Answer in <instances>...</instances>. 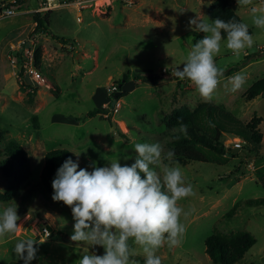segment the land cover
Instances as JSON below:
<instances>
[{"label": "rangeland", "instance_id": "rangeland-1", "mask_svg": "<svg viewBox=\"0 0 264 264\" xmlns=\"http://www.w3.org/2000/svg\"><path fill=\"white\" fill-rule=\"evenodd\" d=\"M9 1L0 0V4ZM215 1L60 0V6L45 9V0H29L24 5L28 12L0 20V151L13 142L19 144L27 152L31 168L30 178L11 199L4 196L12 183L0 171V210L16 206L21 217L14 234L0 237V264H23L15 243L24 238L40 241L32 264H79L81 247L86 245L77 247L78 242L55 239L58 233L70 239L74 231L71 207L38 190L48 152L66 150L74 160L79 159L82 168L91 171L113 160L131 164L136 155L134 145L144 142L163 146L162 165L157 169L161 177L164 166H179L185 183L193 186V194L178 201L186 213L181 216L185 232L178 245L170 247L166 242L158 250L162 264H214L206 253L207 238L215 233L240 232L250 233L257 243L237 264H264V205L247 204L264 199V188L254 174V158H264V121L259 125L262 143L256 154L241 139L226 135L225 144L238 153L229 154L231 159L224 165L186 161L171 145L178 129L167 124L173 114L193 111L205 103L224 106L244 122H262L264 118V94L251 102L246 97L250 88L264 79V56L235 69L245 61V52L254 54L264 45V28L253 23L252 12L253 7L258 13L264 10L261 5H252L241 15L254 39L251 48L237 54L222 40L215 60L225 71L212 98L202 97L188 78L173 76V70L183 68L187 53L205 35L188 27L189 19L198 15L211 19L208 10ZM38 12H50L53 35L37 34V48L44 56L40 70L45 85L28 88L18 82L6 57L11 45L35 33ZM129 71L167 77L130 79L118 90L114 83ZM237 73H243L246 82L232 91L229 78ZM94 108L109 113L104 118H87ZM169 150L175 153L172 161L165 158ZM74 152L80 153L79 157ZM236 205L239 207L233 211ZM48 226L52 232L45 238L42 232ZM134 248L135 257L145 259L141 246ZM89 250L104 252L100 246Z\"/></svg>", "mask_w": 264, "mask_h": 264}, {"label": "clouds", "instance_id": "clouds-1", "mask_svg": "<svg viewBox=\"0 0 264 264\" xmlns=\"http://www.w3.org/2000/svg\"><path fill=\"white\" fill-rule=\"evenodd\" d=\"M239 6L249 0H237ZM253 23L264 28V10L253 7ZM258 13V14H257ZM188 27L205 35L199 39L184 58L183 68L176 67L173 75L188 78L206 99L212 98L224 75L225 69L216 64L222 40L226 33V46L239 54L254 44L249 26L235 19L219 17L205 19L192 17ZM231 90L241 89L246 77L237 73L229 78ZM180 131L187 133V125ZM135 158L131 164L119 160L110 165L95 166L89 171L80 166L79 159L68 157L57 169L52 181L53 199L71 207L74 225L70 240L78 242L82 255L79 264H138L134 245L144 253V264H162L158 250L167 244L178 245L185 232L181 220L184 210L178 201L193 194V186L185 183L179 166H164L163 176L158 172L162 165L163 146L160 142H144L134 145ZM76 153V152H74ZM80 153H76L79 157ZM174 151L169 150L166 159L172 161ZM130 159V157H125ZM21 219L16 206L0 210V237L14 234ZM37 239L24 238L15 243V252L23 264H32L39 251ZM100 246L103 254L90 251Z\"/></svg>", "mask_w": 264, "mask_h": 264}, {"label": "trees", "instance_id": "trees-1", "mask_svg": "<svg viewBox=\"0 0 264 264\" xmlns=\"http://www.w3.org/2000/svg\"><path fill=\"white\" fill-rule=\"evenodd\" d=\"M73 1V0H70ZM237 0H216L209 8L208 15L211 19L217 17L224 20L235 19L242 22L240 17L233 11L232 3ZM50 12H38L35 15L37 27L35 34L47 32L52 34L50 30ZM251 33V30L249 29ZM226 39V33L223 34ZM55 38V37H54ZM62 44L66 45L64 38ZM37 67L41 69L43 61V52L37 48ZM259 56L253 54L245 57L242 64H237L235 69L239 70L249 64L251 59H258ZM167 74H153L148 72H127L121 81L115 82L117 89L121 90L122 86L134 79V81L160 80L166 79ZM246 95L247 100L254 99L258 95L264 94V79L256 82ZM109 110L103 108H94L86 114L87 118H93L100 115L104 118L108 115ZM257 119V118H256ZM79 119H77L78 121ZM170 128L178 129L174 134V141L171 143L179 153H183L186 161L212 162L224 165L231 159L234 149L225 144L226 135L239 138L244 145L248 147L250 152L257 153L262 143V133L259 125L260 119L244 122L236 117L232 112L228 111L224 106L214 103H205L193 111L184 109L179 113H175L167 120ZM187 125V133L180 131L181 125ZM230 137V136H229ZM68 157H72L71 153L66 150L50 151L45 155V165L41 173V183L38 190L43 195H53L52 181L56 174L59 164H62ZM261 158V159H260ZM254 174L256 179L264 188V158L257 155L255 158ZM0 171L12 183L5 199H11L17 193L20 185L26 182L31 176L30 162L27 152L17 143H11L5 150L0 151ZM248 205L258 206L264 205V199L249 200ZM239 205L233 209L235 211ZM56 240L69 241L70 239L58 233ZM257 243L256 238L248 232H240L237 234H221L215 233L207 238L206 253L209 255L214 264H237L246 253ZM139 264H144V260L140 257H133Z\"/></svg>", "mask_w": 264, "mask_h": 264}, {"label": "built area", "instance_id": "built-area-1", "mask_svg": "<svg viewBox=\"0 0 264 264\" xmlns=\"http://www.w3.org/2000/svg\"><path fill=\"white\" fill-rule=\"evenodd\" d=\"M74 2L85 3L86 0H73ZM29 0H11L7 3L0 4V20L13 17L18 14L28 12L24 10V5L28 4ZM45 9L49 7L60 6V0H45ZM38 37L35 33L28 36L26 39L20 40L10 46L9 54L7 55L9 64L16 71L18 82L28 88L43 86L45 80L42 78L41 70L37 67L36 52H37ZM259 57L264 56V45L258 46L256 53ZM246 57L252 56L245 52ZM48 228L44 229L42 235L45 238L51 236Z\"/></svg>", "mask_w": 264, "mask_h": 264}, {"label": "crops", "instance_id": "crops-1", "mask_svg": "<svg viewBox=\"0 0 264 264\" xmlns=\"http://www.w3.org/2000/svg\"><path fill=\"white\" fill-rule=\"evenodd\" d=\"M253 1H254V0H249V3H248V4H246V5H241V6H239L237 2H236V3H232V5L234 6L233 9H234V10L236 9V13H237V15L240 17L241 21L243 20L242 17H241V15H246L247 12H248L247 9H250L252 5H261V7H263V9H264V0H257V3H253ZM51 35H53V34H51ZM259 46H262V45H259ZM6 58H7V57H6ZM43 58H44V56H43ZM247 66H248V65H247ZM160 80H162V79H160ZM262 95H263V94H262ZM262 95H258V96L255 97L254 99L247 100V101L251 102V101L255 100L256 98L261 97ZM263 121H264V118H263L261 124L263 123ZM261 124H260V126H261ZM260 126H259V127H260Z\"/></svg>", "mask_w": 264, "mask_h": 264}, {"label": "water", "instance_id": "water-1", "mask_svg": "<svg viewBox=\"0 0 264 264\" xmlns=\"http://www.w3.org/2000/svg\"><path fill=\"white\" fill-rule=\"evenodd\" d=\"M181 69H182V68H181ZM173 76L176 77L175 75H173ZM114 97H115V99H117V98H118V94H115ZM113 126H114V127H117V124L114 122V123H113ZM234 152H235V153H238V150H237V149H234ZM48 229H49L50 231H52V228H51L50 226H48Z\"/></svg>", "mask_w": 264, "mask_h": 264}]
</instances>
